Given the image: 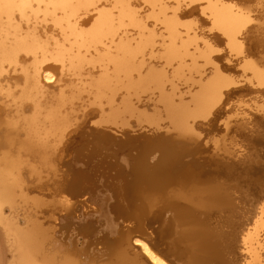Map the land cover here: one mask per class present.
Instances as JSON below:
<instances>
[{"label":"bare ground","instance_id":"bare-ground-1","mask_svg":"<svg viewBox=\"0 0 264 264\" xmlns=\"http://www.w3.org/2000/svg\"><path fill=\"white\" fill-rule=\"evenodd\" d=\"M192 6L210 34L201 33L195 11H184ZM254 7L264 9V0ZM253 16L236 0H0V101L8 108H0V264H95L101 232L112 224L94 217L86 197L74 201L58 186V149L82 121L80 109L96 107L95 127L130 129L132 119L201 139L202 122L244 92L237 89L244 81L264 93V48L256 58L245 49L253 25H263ZM224 51L227 62L240 59L242 75L222 65ZM243 114L221 122L226 132ZM92 140L82 135L80 146L92 148ZM220 142L212 141L217 149ZM114 166L87 182L111 192L122 173ZM231 225L215 242L222 253L237 244L234 264H264V199ZM126 239L150 264H169L143 241Z\"/></svg>","mask_w":264,"mask_h":264},{"label":"water","instance_id":"water-1","mask_svg":"<svg viewBox=\"0 0 264 264\" xmlns=\"http://www.w3.org/2000/svg\"><path fill=\"white\" fill-rule=\"evenodd\" d=\"M238 1L255 4V0ZM263 32L264 27L253 26L248 33L249 55L257 56L259 46L264 48ZM244 90L252 93L248 87ZM227 102L201 124L199 140L147 128L119 133L95 127L94 110L69 132L57 153L58 186L74 201L86 197L94 217L112 224L101 232L102 255L95 264H115L114 258L122 253L128 255L119 260L124 264H150L139 246H127L128 235L132 242L137 238L146 243L169 264H234L237 244L225 254L215 242H221L231 232V223L241 221L264 199V112L230 120L226 132L221 122L232 115L225 108ZM221 134L234 141L213 153L211 137ZM82 135L85 141L90 135L95 145L85 150L80 146ZM80 155L87 158L83 164L77 161ZM154 155V164L145 166ZM114 165L122 173L111 192L87 182ZM236 211L239 218L233 215Z\"/></svg>","mask_w":264,"mask_h":264},{"label":"rangeland","instance_id":"rangeland-1","mask_svg":"<svg viewBox=\"0 0 264 264\" xmlns=\"http://www.w3.org/2000/svg\"><path fill=\"white\" fill-rule=\"evenodd\" d=\"M236 2H238L239 5H243V4L245 6L251 5L252 6V12L254 13L253 18L257 22H260V23L263 24V25H259V23H255L253 26H255V27H264V13L262 12L263 9H261V8L260 9H257V8H255L254 7L255 4L253 5L252 3H250V4L249 3H244V2H241V1H238V0H236ZM257 10H260V12H257ZM184 11H186V12L195 11V14H194L193 17H198V18L201 17V19H202V20H200L201 21L200 22V24H201L200 25L201 33H203L205 35L210 34V31H209V23H208V21L206 20L205 17L200 16V12H199L198 6H192L191 8L185 9ZM251 41H252V38H250V40L248 41V43L246 42V45H245V47H246L245 49L246 50L248 49L247 48V45L248 44L250 45ZM220 47L223 48L222 45ZM219 55L223 57V59L221 60V63H222L223 66H226V67L230 68L231 69V72L234 73L235 75H238V76L242 75V72L243 71L241 70L242 69L241 68V62H240V59L239 58H230V62H227L224 59V57H226V55H227L226 54V51H224L222 53H219ZM249 56L256 58V56H254L253 54H250ZM258 65L261 66V67L264 66L263 63H260V64L258 63ZM51 73L55 77L58 76V73H57L56 70H53ZM244 75L245 76H248L250 74L249 73H245V74L243 73V76ZM17 76H20V74L15 73V74H13L12 77L13 78H17ZM246 87H248L250 90H252V93L247 94L245 92V90H244ZM237 89L244 90V92H242L238 96H234V97H231L230 99H228V102L225 105L226 110L231 111L232 115H235V114L237 115V113L240 112L241 109H243V111H246V114L239 115L238 117H235L234 118L235 120L242 119V118L243 119H250L249 114H260V113L264 112V107H259L258 106V105H262L264 103L262 101V100H264L263 89L254 88V87L251 86L250 83L245 82V81H244V85L239 86ZM241 102H246L249 105V107L250 106H253L254 110L251 111V109H249V107L244 106V105H239ZM253 102H255L257 105H255V103H253ZM85 106H86V103H85ZM0 108L6 109V110L8 109L7 108V104H5L4 101H0ZM80 110H82V112L84 114L83 115H80V117H78V118H80L82 120H83L84 116L89 111L94 110L96 113L98 111L96 109V107H88V106H87V108L85 110L84 109H80ZM257 112H259V113H257ZM234 119H232V120H234ZM129 122H130V125H131V128L130 129H121V128H117L116 127V128H113V130H115L116 132H119V133L122 132V131H124V130H128V131H131V132H135L137 130L146 131L145 130V128H146L145 126H141V127L140 126H137L135 124L134 120L130 119ZM160 123H161L162 127H164L167 124L165 120H162V122H160ZM202 123L204 124L205 122H202ZM223 136H224V134L215 135V136L211 137V145L213 147V153L216 152V151L218 152L220 149H217L216 147H214V143H212V141L214 140V142L215 141H219L220 142V140H222ZM221 144H222L221 146L224 145L223 147H224V149H226L229 146V144H231V139L225 138L224 139V144L223 143H221ZM41 175H42V178H44L42 181L46 182L47 180L45 179V174H41ZM37 183L38 182H36V184Z\"/></svg>","mask_w":264,"mask_h":264}]
</instances>
